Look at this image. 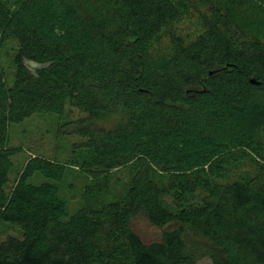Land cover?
I'll use <instances>...</instances> for the list:
<instances>
[{"label": "trees", "instance_id": "obj_1", "mask_svg": "<svg viewBox=\"0 0 264 264\" xmlns=\"http://www.w3.org/2000/svg\"><path fill=\"white\" fill-rule=\"evenodd\" d=\"M13 38L0 221L23 237L0 264H264V0H0V44ZM68 106L83 139L12 179L11 126ZM71 170L91 178L73 214Z\"/></svg>", "mask_w": 264, "mask_h": 264}, {"label": "rangeland", "instance_id": "obj_2", "mask_svg": "<svg viewBox=\"0 0 264 264\" xmlns=\"http://www.w3.org/2000/svg\"><path fill=\"white\" fill-rule=\"evenodd\" d=\"M17 53L18 43L16 39L13 38L0 44V71L3 72L4 79L9 86H12L15 80L14 59ZM28 66L33 67L31 62H28ZM82 116L76 109L68 106L63 116H58L55 113L37 114L20 124L12 125L10 129L11 145L22 146L24 149L21 154L13 157L12 179L17 177L18 172L34 154L52 159H65L71 145L83 139L78 133L72 132L76 124L70 123V121H75ZM67 122L69 124L64 125ZM119 178L120 180L114 182L106 201L113 200V196H123L127 193L129 182L132 179L129 169L121 171ZM89 183H91V178L78 170H71L68 174L63 184V196L68 203L69 214L91 204L84 196L85 187ZM139 224V230L148 239L160 237V229L149 225L144 220H141ZM8 236L22 238L23 232L18 226L0 221V244ZM194 241L199 242L200 240L194 238ZM199 264H212V262L210 259L204 258Z\"/></svg>", "mask_w": 264, "mask_h": 264}, {"label": "water", "instance_id": "obj_3", "mask_svg": "<svg viewBox=\"0 0 264 264\" xmlns=\"http://www.w3.org/2000/svg\"><path fill=\"white\" fill-rule=\"evenodd\" d=\"M252 83H254V84H260V83L257 82L256 80H252Z\"/></svg>", "mask_w": 264, "mask_h": 264}]
</instances>
